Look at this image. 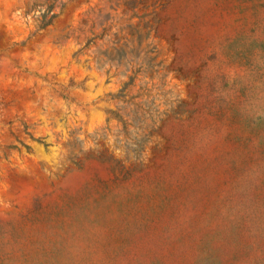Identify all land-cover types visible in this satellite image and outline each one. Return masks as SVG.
<instances>
[{
    "label": "rangeland",
    "instance_id": "rangeland-1",
    "mask_svg": "<svg viewBox=\"0 0 264 264\" xmlns=\"http://www.w3.org/2000/svg\"><path fill=\"white\" fill-rule=\"evenodd\" d=\"M0 264H264V0H0Z\"/></svg>",
    "mask_w": 264,
    "mask_h": 264
}]
</instances>
